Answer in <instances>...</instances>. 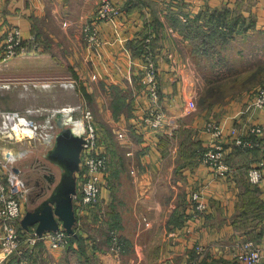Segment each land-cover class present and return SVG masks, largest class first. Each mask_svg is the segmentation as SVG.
Returning a JSON list of instances; mask_svg holds the SVG:
<instances>
[{"label":"crops","instance_id":"1","mask_svg":"<svg viewBox=\"0 0 264 264\" xmlns=\"http://www.w3.org/2000/svg\"><path fill=\"white\" fill-rule=\"evenodd\" d=\"M100 1L0 0V78L20 80L13 85L36 79L49 85L55 77H76L108 143L111 166L99 204L79 217L90 264H187L190 260L208 264L217 259L223 264H240L232 254L238 243L246 240L254 241L264 253V176L258 184L248 178L249 168L264 160V134L259 135V145L252 150H244L226 138V156L233 172L225 178L197 158L190 145L196 142L205 148L210 140L205 126L213 116L229 132L233 126L245 134L250 125L264 126V108L250 111L248 107L260 87L257 85L245 90L250 93L245 99L228 100L223 105L210 100L196 112L199 96L209 92L212 74L208 66H214L215 56H226L224 42L211 51L199 46L200 31L212 29L206 17L225 9L230 14L248 16L249 25L238 20L231 41L238 35L246 40L259 37L257 50L263 57L264 0H114L123 12L114 22L99 23L102 42L91 46L84 25ZM12 26L22 28L29 52L4 61L3 44ZM145 31L149 33L147 38H152L160 69V94L166 113V125L160 131L142 121L148 106L140 83L143 61L129 46L130 40ZM249 74H242L244 79L240 75L239 80H246ZM113 86L120 87L132 101L131 107L118 115L111 106ZM38 89L30 93L34 104L29 106L55 109L66 105L38 104ZM42 91L48 95L50 90L44 87ZM27 105L12 109L25 111ZM123 129L129 134L127 140L118 136ZM107 137L120 150L111 148ZM0 139L5 145L0 158H12L22 175V158L17 150L22 145H16L19 140ZM245 184L256 191L247 194ZM197 191L208 204L205 211L194 208L192 199ZM27 202L23 204L24 213ZM246 208L250 211L243 214ZM176 209L185 215L175 225L169 219ZM101 224L107 227L106 232ZM110 225L123 240L119 254L110 250ZM41 245L0 264H77L80 259L76 244L55 250ZM197 245L204 251L199 253Z\"/></svg>","mask_w":264,"mask_h":264},{"label":"built area","instance_id":"2","mask_svg":"<svg viewBox=\"0 0 264 264\" xmlns=\"http://www.w3.org/2000/svg\"><path fill=\"white\" fill-rule=\"evenodd\" d=\"M121 14L122 8L116 1L101 0L91 20L84 25L87 43L91 46L100 45L102 39L100 38L99 23L103 21L114 22ZM28 52L29 47L25 41L22 28L19 26L10 27L4 40L2 59L7 61L14 56ZM140 57L143 61L140 83L148 100L142 121L151 129L160 131L166 125V113L160 94L159 63L156 52L152 48L151 37L144 39ZM3 86L10 87V83L8 81L3 82L0 78V87ZM248 107L251 109L250 111L264 108V85L255 90L254 98ZM57 109L69 113L70 124L76 130L84 132L86 138L82 151L81 170L78 172L77 194L74 197V204L77 215L89 214L92 209L97 208L103 186L107 183V173L110 168L108 143L87 103L83 106L79 104L67 105ZM41 112L40 109H34V107H29L25 111L0 107V136L9 141H17L27 137L54 143L58 128L53 119V112L43 118H41L43 116ZM205 128L210 134V140L205 146L202 162L208 165L218 177L222 178L228 177L233 172L226 156V138L233 139L244 150H252L259 145V135L264 134V126L258 124L250 125L249 136H246L248 132L246 134L241 132L237 126H233L229 132L216 119H210ZM118 136L122 140H127L129 134L126 129H123L118 132ZM263 171L264 160H261L258 165L251 166L248 170L250 182L253 184L260 183L264 176ZM28 190L23 176L14 170L12 158H0V229L2 231L0 262L7 263L11 259L21 256L23 250L33 251L39 241L45 243L47 248L52 250L62 249L69 245L70 234L63 226L56 231H46L41 236L34 226L30 229H25L22 226L23 204L28 201ZM192 201L195 210L198 212L205 211L208 207L207 202L202 199L200 191L193 194ZM110 235L112 237L110 250L119 254L123 247V240L114 226L110 230ZM196 249L199 253L204 251V247L201 245H197ZM232 256L234 261L240 264H264V253L252 240L239 242ZM192 261L194 260H190L187 264H194Z\"/></svg>","mask_w":264,"mask_h":264},{"label":"rangeland","instance_id":"3","mask_svg":"<svg viewBox=\"0 0 264 264\" xmlns=\"http://www.w3.org/2000/svg\"><path fill=\"white\" fill-rule=\"evenodd\" d=\"M225 31L227 37L226 56L225 57L223 55H221V57L215 56L214 66L212 65L211 67L208 66L210 73L212 74V76L208 79L209 84H211L212 82L213 83L211 84L210 90L209 92H207V95L203 91H202L203 93L200 91V94L202 93L199 96L201 103H199L196 112L203 110L206 103L209 102L210 100L223 105L228 103V100L233 101L236 100L237 98L245 99L250 94L247 92L244 93L247 88L256 85L257 86L264 85V55L263 57L258 55L260 54V52H258L257 48L260 47L261 44H258L256 42V41H261V39L259 37L258 38L254 37L250 40H246L242 36L238 35L237 37L239 38L235 37V39L231 41V37H232L231 34L234 31L231 32L230 26H226ZM221 58H223L224 60ZM244 59L246 60V63L242 62L244 61ZM252 60L257 62L253 64ZM242 74L244 75L249 74L246 80H242L244 79V75ZM240 75L243 76L241 80H239ZM2 80L3 82L8 81V83H10V87H5V86L0 87V89H2L0 90V98H1L0 107L2 106V108L5 109L8 108L12 109L15 107L24 108L25 104L26 105L28 104L27 105L28 107L26 109H28L29 107H33V106H29V104H34L31 102L30 93L32 91L36 92L37 87L40 89V90L38 89L39 92V96L37 98L38 104L50 103L51 105L56 104V106L60 104L62 105L66 104L64 106L79 104L83 106L85 105V103H87V100H84L83 98L84 89L82 88L83 91H81V88L79 86L80 83L78 79H76V77H64V76L55 77L49 80L50 81L48 83L49 85H46V81H44L43 79H36L33 80L34 82H29V83L21 79L22 80L21 82L14 85H13L14 81H20V80L19 79L16 80L15 77H12V79L10 78V79H2ZM242 81H246V84L245 83L242 84ZM44 87H48V89L50 90L48 92V95L42 91ZM15 90L19 92L16 93ZM49 95L53 98V100H50L51 97ZM127 100L130 103H132L129 96ZM8 105L11 107H9ZM87 105L89 104L87 103ZM57 108L58 107H56L55 109ZM34 109H40L42 111L41 114L43 116L41 118L47 117L54 110L48 108H41L40 106H36V105H34ZM91 112H93L94 114V111L92 109ZM192 116H194V114ZM212 119H217V118L213 116ZM107 138L111 148L118 150L119 147L116 148L113 140L110 139L109 137ZM3 144H4L3 141L0 139V153L1 151H4L3 148L5 147V145ZM8 144H10V146L12 147L11 142H8ZM53 144L54 143H49L48 141H43V140L39 141L36 140L35 138H27V137L20 139L19 142L16 143V145L19 146L22 145V147L17 146V150L19 154H23V157H21L22 159L20 160L21 161L20 166L23 168L21 173L25 181H27L28 189H29L26 210L33 208L35 205V203L32 201L33 195H35V192L39 190V186L36 187L35 180L39 178L42 181V183H44L41 173L43 172L48 173L49 171H53L57 174L58 178L60 176V168L46 157V153L50 148L53 147ZM13 149L14 147H12V150ZM42 163H45L46 166H48V168L44 169L41 166H39V164ZM49 193H50V189H47L45 196L49 195ZM42 197L43 196L37 198L36 202L41 200ZM183 215L185 214L183 213ZM173 218H174V213L170 217L169 221H171ZM101 225H102L101 228L106 232L107 227L103 224ZM107 235H108L107 240L109 242V232ZM220 261H210L209 264H220Z\"/></svg>","mask_w":264,"mask_h":264},{"label":"water","instance_id":"4","mask_svg":"<svg viewBox=\"0 0 264 264\" xmlns=\"http://www.w3.org/2000/svg\"><path fill=\"white\" fill-rule=\"evenodd\" d=\"M58 131L53 147L46 153L47 159L60 168V176L53 171L44 176L50 183L49 195L47 188H42L36 198L34 207L25 211L22 226L30 229L34 226L41 236L46 231H56L61 226L69 234H76L78 222L74 197L77 194L78 172L81 170L82 151L86 138L84 132L76 130L69 121V113L56 109L52 113ZM16 172L21 168L14 166ZM28 186L27 181H25ZM42 199L36 202L37 198Z\"/></svg>","mask_w":264,"mask_h":264},{"label":"trees","instance_id":"5","mask_svg":"<svg viewBox=\"0 0 264 264\" xmlns=\"http://www.w3.org/2000/svg\"><path fill=\"white\" fill-rule=\"evenodd\" d=\"M135 1V0H134ZM137 2L139 0H136ZM239 19H242L243 23H247L249 25V17L246 16L245 18L242 15H238V14H230V10H226L225 11H217V12H213L210 14V16H207L205 21L209 23V28H212L210 31L204 30V31H200V36L201 38L199 39V46L201 47V49L205 50V51H211L212 49L216 48L217 45L219 43H226V31L225 33V37L223 38V28H226V26H230L231 27V32L235 31L236 26H237V22ZM248 19V20H247ZM148 32H143L142 36L139 38H135L130 40L129 42V46L131 47L134 55H141V52L143 50V45H144V39L148 36ZM141 77V75H140ZM213 83V82H212ZM211 83V84H212ZM209 85V90H210V86ZM141 89H142V84H141ZM161 93V90H160ZM209 95V94H208ZM128 95L127 93H125L120 87L118 86H113L112 91H111V106L112 109L114 110L115 114L118 115V113L120 111H125L128 108L131 107V104L128 100ZM129 102V103H128ZM89 103V102H88ZM0 105H1V98H0ZM9 106V105H8ZM2 107V106H1ZM11 107V106H9ZM8 108V107H7ZM191 148H194V152L196 154L197 158H202L203 152L206 149V147H202L200 148V144L193 142L190 144ZM251 187L247 184H245L243 186V190L244 192H246L247 194L250 193L251 191L255 192L256 188L250 189ZM255 189V190H254ZM242 190V191H243ZM246 194V195H247ZM246 197H244L245 199ZM254 199H251V203H254ZM179 210L176 209L174 212V218L170 221L171 223H177L178 219H180L181 217H183V213L178 212ZM250 211V208H246V209H242L243 214H248ZM80 216L78 215V224L75 226V229L77 230L76 234H70V241H69V245L67 246V248H71L73 247L75 244L78 246L77 250H79V254L80 255V259L77 261V264H90L92 263L90 260V256L88 255V253L86 252V248H85V238L82 235V232L80 230V226H79V218ZM177 220V221H176ZM112 227V225L109 226L108 231L110 230V228ZM43 242L39 241L38 242V246H42ZM221 259H217L214 261H220ZM209 264V263H208ZM220 264H223V261H220Z\"/></svg>","mask_w":264,"mask_h":264},{"label":"flooded vegetation","instance_id":"6","mask_svg":"<svg viewBox=\"0 0 264 264\" xmlns=\"http://www.w3.org/2000/svg\"><path fill=\"white\" fill-rule=\"evenodd\" d=\"M39 166H41V167L44 168V169L48 168V166H46L45 163L39 164ZM40 173H41V171H40ZM41 174H42L41 176H42V179L44 180V183H42V181H41L39 178H37V179L35 180L36 187L39 186V190H37V191L35 192V195H33V198H36V197H37L38 193L42 190V188H47V189H49L48 186H50V183L48 182L47 178L44 176L45 173L43 172V173H41ZM45 183H46V184H45Z\"/></svg>","mask_w":264,"mask_h":264},{"label":"bare ground","instance_id":"7","mask_svg":"<svg viewBox=\"0 0 264 264\" xmlns=\"http://www.w3.org/2000/svg\"><path fill=\"white\" fill-rule=\"evenodd\" d=\"M37 140V139H36ZM35 142V141H34Z\"/></svg>","mask_w":264,"mask_h":264}]
</instances>
